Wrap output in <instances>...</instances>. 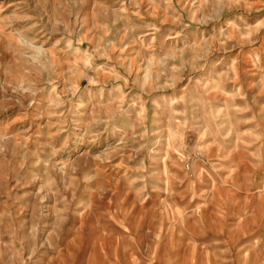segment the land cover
Segmentation results:
<instances>
[{
  "label": "rangeland",
  "instance_id": "374dc122",
  "mask_svg": "<svg viewBox=\"0 0 264 264\" xmlns=\"http://www.w3.org/2000/svg\"><path fill=\"white\" fill-rule=\"evenodd\" d=\"M0 264H264V0H0Z\"/></svg>",
  "mask_w": 264,
  "mask_h": 264
}]
</instances>
